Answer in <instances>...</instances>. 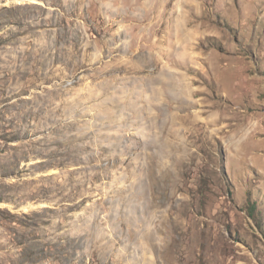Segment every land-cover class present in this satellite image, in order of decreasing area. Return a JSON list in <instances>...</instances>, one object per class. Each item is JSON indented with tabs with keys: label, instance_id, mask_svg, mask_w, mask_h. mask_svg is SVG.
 <instances>
[{
	"label": "rangeland",
	"instance_id": "rangeland-1",
	"mask_svg": "<svg viewBox=\"0 0 264 264\" xmlns=\"http://www.w3.org/2000/svg\"><path fill=\"white\" fill-rule=\"evenodd\" d=\"M0 264H264V0H0Z\"/></svg>",
	"mask_w": 264,
	"mask_h": 264
},
{
	"label": "trees",
	"instance_id": "trees-1",
	"mask_svg": "<svg viewBox=\"0 0 264 264\" xmlns=\"http://www.w3.org/2000/svg\"><path fill=\"white\" fill-rule=\"evenodd\" d=\"M255 211V210H254Z\"/></svg>",
	"mask_w": 264,
	"mask_h": 264
}]
</instances>
